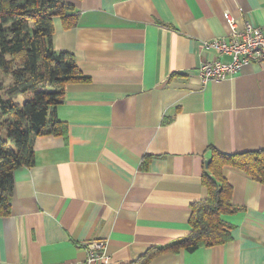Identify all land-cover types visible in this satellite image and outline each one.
<instances>
[{
  "label": "crops",
  "instance_id": "crops-1",
  "mask_svg": "<svg viewBox=\"0 0 264 264\" xmlns=\"http://www.w3.org/2000/svg\"><path fill=\"white\" fill-rule=\"evenodd\" d=\"M74 25L52 18L53 48L86 81L64 86L50 124L33 138L34 164L13 171L0 215V264H72L106 242L111 264H264V184L224 174L237 209L221 218L231 240L152 252L189 232L191 204L211 150L264 148V64L202 82L201 43L228 33L227 16L264 32V0H65ZM75 14V15H74ZM152 252V253H151Z\"/></svg>",
  "mask_w": 264,
  "mask_h": 264
},
{
  "label": "trees",
  "instance_id": "trees-1",
  "mask_svg": "<svg viewBox=\"0 0 264 264\" xmlns=\"http://www.w3.org/2000/svg\"><path fill=\"white\" fill-rule=\"evenodd\" d=\"M72 10L65 0H0V72L9 77L0 86V125L4 128L0 134L1 216L10 212L14 169L34 164L33 138L47 123L54 134L60 133L56 107L63 100L65 84L88 79L78 71L72 54L53 48L52 18L58 16L63 25H74ZM209 158L202 175L208 195L191 204L189 232L152 252L194 251L231 240L230 226L221 216L237 207L231 202L232 187L224 168H238L264 184V148L234 154L213 148ZM149 254L137 264H147Z\"/></svg>",
  "mask_w": 264,
  "mask_h": 264
},
{
  "label": "built area",
  "instance_id": "built-area-1",
  "mask_svg": "<svg viewBox=\"0 0 264 264\" xmlns=\"http://www.w3.org/2000/svg\"><path fill=\"white\" fill-rule=\"evenodd\" d=\"M228 33L224 37L201 43L205 53L217 52L230 56L228 62L218 59L204 60L199 68L202 82L222 80L239 72L248 63L264 64V32L261 27L245 20L240 25L227 16ZM106 242L92 239L85 243L86 256L72 264H111L105 254Z\"/></svg>",
  "mask_w": 264,
  "mask_h": 264
},
{
  "label": "rangeland",
  "instance_id": "rangeland-1",
  "mask_svg": "<svg viewBox=\"0 0 264 264\" xmlns=\"http://www.w3.org/2000/svg\"><path fill=\"white\" fill-rule=\"evenodd\" d=\"M9 81V77L7 75H4L0 72V86L2 84H6ZM0 134H4V128L2 125H0Z\"/></svg>",
  "mask_w": 264,
  "mask_h": 264
},
{
  "label": "water",
  "instance_id": "water-1",
  "mask_svg": "<svg viewBox=\"0 0 264 264\" xmlns=\"http://www.w3.org/2000/svg\"><path fill=\"white\" fill-rule=\"evenodd\" d=\"M209 162H210V158H208V159H206V160H205V162H204V164H205V167H207V166H208Z\"/></svg>",
  "mask_w": 264,
  "mask_h": 264
}]
</instances>
